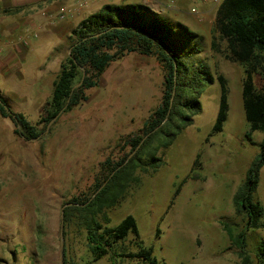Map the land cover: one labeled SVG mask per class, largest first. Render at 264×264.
Returning a JSON list of instances; mask_svg holds the SVG:
<instances>
[{
    "label": "rangeland",
    "instance_id": "obj_1",
    "mask_svg": "<svg viewBox=\"0 0 264 264\" xmlns=\"http://www.w3.org/2000/svg\"><path fill=\"white\" fill-rule=\"evenodd\" d=\"M114 2L146 5L194 32L199 51L188 63L207 67L213 83L201 86L200 112L172 143L165 148L161 145L165 139L155 135L143 153V162L154 155L162 165L147 173L136 168L118 203L96 220L112 228L132 215L141 247L152 249L162 264H241L232 236L243 223L235 213L233 196L259 153L256 144L263 133H252L251 141L246 137L244 69L227 58V44L216 30L222 0ZM48 44L33 53L37 63L0 75V95L12 112L22 114L41 132L39 138L27 141L15 134L18 127L12 120L0 116V264H60L61 253L64 264H143L126 257L139 250L132 234L93 261L86 226L77 216L64 223L61 252V211L73 200L91 197L108 174L106 161H119L130 152L129 141L143 136L145 123L161 104L162 65L154 56L136 53L112 62L97 87L86 91L87 101L56 115L47 127L42 122L46 103L69 52L66 41L42 63ZM218 75L227 81L229 112L223 130L213 134L220 98ZM254 82L264 93V74L256 75ZM255 199L264 207V166ZM261 242L264 228L246 233V251L254 262Z\"/></svg>",
    "mask_w": 264,
    "mask_h": 264
},
{
    "label": "trees",
    "instance_id": "obj_2",
    "mask_svg": "<svg viewBox=\"0 0 264 264\" xmlns=\"http://www.w3.org/2000/svg\"><path fill=\"white\" fill-rule=\"evenodd\" d=\"M216 30L227 44V58L244 69L242 101L248 124L246 137L251 141L252 133H263L261 142L256 144L259 153L233 196L234 210L241 217L243 227L232 236V241L238 249L241 264H264V242H261L256 262L246 251V233L264 228V207L255 199L260 171L264 166V93L256 88L254 82L256 75L264 74V0H222L217 10ZM68 45L69 53L60 65L51 98L46 103V115L42 120L46 124L59 113L69 112L87 101L86 91L97 87L101 75L112 62L136 53L154 56L162 65L164 90L161 104L145 123L143 136L129 141L131 150L119 161L114 164L106 161L108 174L96 185L91 197L84 202L73 200L63 209L64 223L71 222L77 216L86 226L93 261L113 251L118 243L124 242L132 234L139 250L126 257L138 259L143 264H162L153 256L152 249L141 247L132 215H127L112 228L102 226L96 217L104 216L105 210L118 203L125 184L136 168L147 173L149 169L156 171L162 165V160L154 155L146 162L142 160L155 135L165 139L161 145L166 148L181 129L191 123L192 116L200 112V88L204 83H213V78L203 64L193 68L188 63L199 51L198 36L182 23L152 12L143 4H107L72 30ZM212 47L217 49L215 40ZM217 81L220 98L211 129L213 134L223 130L229 112L227 81L222 75H218ZM0 116L12 120L18 127L15 134L27 141L41 135L22 114L12 112L1 95ZM178 191L179 188L174 196ZM228 233L231 236V232ZM63 262H66L65 253Z\"/></svg>",
    "mask_w": 264,
    "mask_h": 264
},
{
    "label": "crops",
    "instance_id": "obj_3",
    "mask_svg": "<svg viewBox=\"0 0 264 264\" xmlns=\"http://www.w3.org/2000/svg\"><path fill=\"white\" fill-rule=\"evenodd\" d=\"M76 1L0 0V75L4 76L6 71L9 72L25 63H37L33 57L35 50L54 39L51 44H48L50 47L42 59V63H45L54 52L59 50L60 45L68 42L72 30L83 19L97 13L104 6L95 4L64 20H59L57 13L64 6ZM114 1L116 0H113L111 4L121 5ZM128 4L140 3L129 2Z\"/></svg>",
    "mask_w": 264,
    "mask_h": 264
},
{
    "label": "built area",
    "instance_id": "obj_4",
    "mask_svg": "<svg viewBox=\"0 0 264 264\" xmlns=\"http://www.w3.org/2000/svg\"><path fill=\"white\" fill-rule=\"evenodd\" d=\"M113 0H77L73 4L64 6L58 13L57 18L59 20H64L66 17L71 16L75 13H78L81 10H85L90 8L92 5L95 4H102V5H113L111 4Z\"/></svg>",
    "mask_w": 264,
    "mask_h": 264
},
{
    "label": "water",
    "instance_id": "obj_5",
    "mask_svg": "<svg viewBox=\"0 0 264 264\" xmlns=\"http://www.w3.org/2000/svg\"><path fill=\"white\" fill-rule=\"evenodd\" d=\"M69 53V52H68ZM83 77H84V71H83V76H82V79H83ZM82 81V80H81ZM79 85V84H78ZM77 85V86H78ZM60 114V113H59ZM58 114V115H59ZM57 115V116H58ZM57 116H55L49 123H48V126L47 127H49L55 120H56V118H57ZM133 155V153L131 154V156ZM68 205H71V204H67V205H65V206H63V209L66 207V206H68ZM63 209H62V211H61V223H60V240H61V252H62V250H63V228H64V217H63ZM60 264H64L63 263V254L61 253V263Z\"/></svg>",
    "mask_w": 264,
    "mask_h": 264
}]
</instances>
